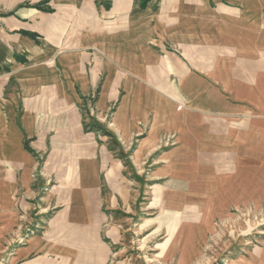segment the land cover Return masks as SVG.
I'll return each instance as SVG.
<instances>
[{
  "label": "crops",
  "instance_id": "0c3cea01",
  "mask_svg": "<svg viewBox=\"0 0 264 264\" xmlns=\"http://www.w3.org/2000/svg\"><path fill=\"white\" fill-rule=\"evenodd\" d=\"M141 2L0 0V247L40 192L54 211L31 264H120L124 214L163 200L137 231L166 230L188 263L216 217L264 206V0ZM93 114L124 142L147 134L135 162L175 134L157 204L139 206ZM239 264H264V241Z\"/></svg>",
  "mask_w": 264,
  "mask_h": 264
},
{
  "label": "rangeland",
  "instance_id": "374dc122",
  "mask_svg": "<svg viewBox=\"0 0 264 264\" xmlns=\"http://www.w3.org/2000/svg\"><path fill=\"white\" fill-rule=\"evenodd\" d=\"M89 127L108 138L111 148L131 173L139 190L138 201L141 204L139 206L145 208L153 199L157 204L158 195H160L158 190L161 187L168 188L167 181L172 174L171 163L174 162H156V160L160 155L176 147L175 134H163L157 142L156 149L145 154L142 162H135V152L147 136L146 133L135 136L131 142H124L108 128L101 127L99 121L95 119V114L89 120ZM165 169L167 170L164 171ZM159 174H163L161 179L158 178ZM172 178L175 179L174 176ZM148 192H152L154 198H152V193L147 195ZM45 193L46 191H42L36 199L28 201L30 211L25 212L23 223L10 233L5 245L0 247V264H31L33 255L27 247L29 241L41 231L45 221L54 212L52 210L47 213L42 212L49 205L44 200ZM163 207L159 206L158 209L145 213H150L151 216L142 215L140 210H135L129 215L124 214L125 236L121 248L124 251L119 260L120 264H239L240 259L255 253L263 244L264 206L239 205L215 218L212 225L213 230L207 233L201 253L197 258L188 263H179L176 258L168 260L166 249L170 242V234L164 230L165 228L160 233L137 231L141 217H156Z\"/></svg>",
  "mask_w": 264,
  "mask_h": 264
},
{
  "label": "trees",
  "instance_id": "16d2710c",
  "mask_svg": "<svg viewBox=\"0 0 264 264\" xmlns=\"http://www.w3.org/2000/svg\"><path fill=\"white\" fill-rule=\"evenodd\" d=\"M152 0H142L141 7L145 9Z\"/></svg>",
  "mask_w": 264,
  "mask_h": 264
}]
</instances>
